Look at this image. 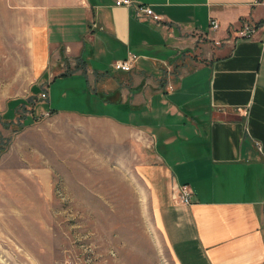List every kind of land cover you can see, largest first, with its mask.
<instances>
[{"label":"crops","instance_id":"crops-1","mask_svg":"<svg viewBox=\"0 0 264 264\" xmlns=\"http://www.w3.org/2000/svg\"><path fill=\"white\" fill-rule=\"evenodd\" d=\"M114 1L32 3V101L91 122L102 146L131 149L175 264H264V10L256 0ZM243 23L255 31L234 38ZM116 58L130 70H114ZM167 70L175 87L163 94ZM179 184L188 205L173 202Z\"/></svg>","mask_w":264,"mask_h":264},{"label":"rangeland","instance_id":"rangeland-1","mask_svg":"<svg viewBox=\"0 0 264 264\" xmlns=\"http://www.w3.org/2000/svg\"><path fill=\"white\" fill-rule=\"evenodd\" d=\"M35 1L0 0V264H175L131 149L32 101Z\"/></svg>","mask_w":264,"mask_h":264},{"label":"built area","instance_id":"built-area-1","mask_svg":"<svg viewBox=\"0 0 264 264\" xmlns=\"http://www.w3.org/2000/svg\"><path fill=\"white\" fill-rule=\"evenodd\" d=\"M256 3L264 10V0H256ZM132 2L131 0H115L114 5L116 6H124L127 7L131 5ZM135 8L142 12L144 15L150 17L153 21H158L160 17L152 12L149 6L143 5V4H136L134 5ZM209 28L211 30H217L218 29V23L210 19L209 20ZM255 31L254 25L248 24V23H243L239 25L238 27L234 28L232 31V34L234 38L237 39H246L249 38L253 32ZM213 44L217 45L218 41H213ZM111 66L114 70H119V71H129L131 68V62L129 59H123V58H116L112 61ZM170 74V70H167L165 72V77H164V82L163 85L160 89V92L163 94H166L168 91L174 89V83H172L168 77ZM40 97L43 98L45 97L44 93L40 94ZM173 202L182 204V205H188L191 203V191L189 189V186L187 184H179L176 185L174 188V193H173Z\"/></svg>","mask_w":264,"mask_h":264},{"label":"trees","instance_id":"trees-1","mask_svg":"<svg viewBox=\"0 0 264 264\" xmlns=\"http://www.w3.org/2000/svg\"><path fill=\"white\" fill-rule=\"evenodd\" d=\"M244 134H246L245 131H244Z\"/></svg>","mask_w":264,"mask_h":264}]
</instances>
